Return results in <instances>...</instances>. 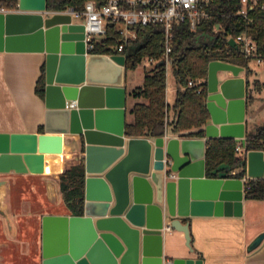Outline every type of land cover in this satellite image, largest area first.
I'll return each mask as SVG.
<instances>
[{"label": "water", "instance_id": "obj_1", "mask_svg": "<svg viewBox=\"0 0 264 264\" xmlns=\"http://www.w3.org/2000/svg\"><path fill=\"white\" fill-rule=\"evenodd\" d=\"M10 1L18 10L0 13V52L45 55L46 112L41 135L0 134V157L12 156L6 172L44 174L46 156L63 155L64 136L78 137V153L83 149V215L43 218L42 264H163L161 252L151 249L163 241L167 220L191 248L189 225L178 217L243 216L244 181L224 164L209 177L206 166L208 141L245 142L243 68L209 65L205 139L129 138L125 56H86L84 25L49 12L47 0ZM229 44L237 46L233 38ZM246 162L247 179L264 180V152H247ZM263 244L264 232L247 251Z\"/></svg>", "mask_w": 264, "mask_h": 264}, {"label": "crops", "instance_id": "obj_2", "mask_svg": "<svg viewBox=\"0 0 264 264\" xmlns=\"http://www.w3.org/2000/svg\"><path fill=\"white\" fill-rule=\"evenodd\" d=\"M7 1L10 0H0V3ZM44 65L45 55L41 53L0 52V134L41 135L39 128L44 126L46 108L45 101L36 94V85ZM240 77L247 82L246 138L264 123V114L259 120L261 107H264V84L261 75L254 72L247 78L244 70ZM255 82L259 84L256 86ZM124 86L128 95L127 124L133 121L131 110L138 102L135 100L137 102L130 105L134 99L131 93L140 86L128 84L126 71ZM176 94L175 81L168 79L167 102L170 107L175 103ZM170 118H174L172 110ZM165 136L183 138L175 135L172 127L167 128ZM205 138L206 135L184 139ZM79 140L78 137L64 136L63 155L56 160L46 156L45 169L49 170L44 174H32L27 169L24 171L25 168L19 173L6 172L12 156L0 157V264L15 262L17 256L26 258L31 252H35L37 263L42 264L43 218L73 216L62 199L58 181L64 170L62 160L78 154ZM239 144L237 142V146ZM207 148L208 145L206 151ZM61 203L66 206L63 211L52 210L55 204ZM177 219L189 225L191 248L187 246L183 232L165 231L161 244L151 249L153 253L161 252L163 264L176 259L201 260L203 264H264V244L253 253L247 251L249 244L264 232V201L245 198L242 217L213 215ZM169 222L171 220L165 222V227Z\"/></svg>", "mask_w": 264, "mask_h": 264}, {"label": "trees", "instance_id": "obj_3", "mask_svg": "<svg viewBox=\"0 0 264 264\" xmlns=\"http://www.w3.org/2000/svg\"><path fill=\"white\" fill-rule=\"evenodd\" d=\"M90 0H47L49 12L63 13L69 8L76 12L84 10ZM11 1L2 3L8 5ZM15 4V2H12ZM260 7L250 13L246 21L236 16L241 7V0H219L213 4L216 15L204 21L197 31L187 26L174 29L173 50L169 68L174 77L177 94L172 107L167 102L168 70L167 66H158L162 60L164 31L159 26L140 28L138 39L130 42L121 53L126 58L125 71H134L146 60L156 63L145 73L143 85L132 91L131 96L138 102L133 106V121L126 124L125 133L130 138L156 139L164 137L168 127L175 135L183 138H203L205 127L210 119L206 107L208 91L209 65L219 61L243 68L247 78L252 74L250 61L245 59L240 46L229 44L231 38L250 34L257 44V51L264 55V0H259ZM263 6V8L261 7ZM110 29L114 30L111 25ZM105 47H97V54H114L112 47L119 44L118 37L111 30L105 40ZM193 81L196 87H189ZM259 82H255L257 86ZM46 66L36 85V94L45 98ZM200 90V93L197 92ZM174 118H170V111ZM40 133L44 127L39 128ZM237 141L228 138L211 140L206 151L208 176L221 165L229 166L231 177H247L246 156H238ZM246 151L264 152V123L253 134L246 137ZM80 153L62 160L64 170L59 176V190L62 199L73 216H82L85 202V166ZM239 171L237 174L232 172ZM247 200L264 201V180H247Z\"/></svg>", "mask_w": 264, "mask_h": 264}, {"label": "built area", "instance_id": "obj_4", "mask_svg": "<svg viewBox=\"0 0 264 264\" xmlns=\"http://www.w3.org/2000/svg\"><path fill=\"white\" fill-rule=\"evenodd\" d=\"M219 0H90L86 2L82 12H76L69 8L63 14H68L74 18L83 20L85 31L86 56L106 55L108 57L121 56L127 44L138 39V30L151 26H159L164 31L162 41V60L169 66L170 55L173 50L174 29L178 26H187L191 31H197L199 26L206 20L213 18L216 13L212 6ZM260 7L259 0H241V7L236 16L246 21L250 20V13ZM263 8V6H261ZM18 8L16 4L10 2L8 5L0 3V13H14ZM53 13V12H52ZM114 26V30L110 26ZM111 30L118 37L119 44L112 47L114 54H97L94 51L97 47H105V40ZM241 47L245 59L256 61L258 64L264 62V55L257 51V44L253 37L245 33L234 39ZM123 56V55H122ZM145 63L154 65L155 60H146ZM193 81L189 82V87H196ZM200 93V90H197ZM70 108L75 107V103L69 104ZM236 148L238 156H246V139L244 143ZM244 181V193L247 191V177ZM165 231H171L168 225ZM165 264H173L168 261Z\"/></svg>", "mask_w": 264, "mask_h": 264}, {"label": "rangeland", "instance_id": "obj_5", "mask_svg": "<svg viewBox=\"0 0 264 264\" xmlns=\"http://www.w3.org/2000/svg\"><path fill=\"white\" fill-rule=\"evenodd\" d=\"M74 21L77 23L83 22V20L76 19V18H74ZM151 68H153V65H151L149 63H143L136 70L128 71L127 72L128 84L129 85L142 86L143 80H144V75ZM249 68L251 69L252 72L255 73V75H261L260 79L264 84V64H258L256 61L252 60L249 63ZM167 70H168V79L170 82H172V80H174V77L171 73L169 66H168ZM220 77H221V79H224L226 77V73H221ZM136 102L137 101H135V99H131L130 105L132 106ZM263 114H264V107H261V113H260L259 120H261L263 118ZM254 131H253V133H254ZM65 208H66V206L63 203H61V204H55L53 206L52 210L53 211H63ZM35 256H36L35 252H31V253H28V256L26 258L17 256V258L15 257V262L14 261L13 262L6 261V264H38Z\"/></svg>", "mask_w": 264, "mask_h": 264}, {"label": "bare ground", "instance_id": "obj_6", "mask_svg": "<svg viewBox=\"0 0 264 264\" xmlns=\"http://www.w3.org/2000/svg\"><path fill=\"white\" fill-rule=\"evenodd\" d=\"M49 169H46V172H48Z\"/></svg>", "mask_w": 264, "mask_h": 264}]
</instances>
